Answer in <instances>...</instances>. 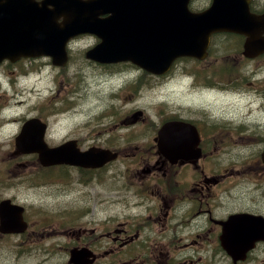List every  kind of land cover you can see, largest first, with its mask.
Wrapping results in <instances>:
<instances>
[{"label":"flooded vegetation","instance_id":"obj_1","mask_svg":"<svg viewBox=\"0 0 264 264\" xmlns=\"http://www.w3.org/2000/svg\"><path fill=\"white\" fill-rule=\"evenodd\" d=\"M43 1L0 0V52L19 50L14 47L19 32L23 31L25 20L35 18ZM239 1L243 12L247 10L256 17L252 28L246 30L252 34L245 30L214 33L207 58H191L193 66L210 65L207 68L211 71L197 73L191 69L188 82L178 80L186 87V101L174 104L168 112L161 107L153 131L144 110L137 121H133V115L140 108L129 110L114 123V127L132 131V135L123 137L119 143L107 134L101 136L104 130L88 133L87 127L81 126L79 119L84 117L85 107L74 109L73 106L82 105L81 98L93 89L94 82L82 79L84 75L75 68V60L61 67L54 65L48 56L0 59V148L3 144L17 148V137L24 124L36 117L40 124H45L38 143L43 140L51 148L71 143L80 151L96 147L118 153L115 161L101 166L43 165L38 153H31L21 164L27 175H31L25 180L36 191L33 194L41 195L42 202L51 204L52 208L38 211V220L29 222L26 231L20 234L23 242L53 245L54 249L42 251L49 253L47 259L63 255L59 264H78L71 259L73 252L87 257L84 264H264V0ZM215 2L190 0L189 8L201 12ZM48 8L62 26L68 18L62 13V2L53 0ZM72 43H66L69 52L74 49ZM232 52H236L234 58ZM32 60L41 63L23 64ZM185 60L188 58L178 59L162 75L152 74L136 64H90L89 67L101 70L109 82L119 79L120 88L115 89V94L110 93L119 98L127 90L137 94L146 86L144 83L148 84L150 93L152 77L172 78L181 67L179 63ZM110 65L120 66L122 70L112 73ZM45 69L50 71L46 82L49 85L44 91L39 88L32 94L20 75L32 72L42 81ZM133 72L139 76L127 78ZM133 81L138 84L132 85ZM202 83L205 87L209 85L208 89L214 93L257 100L258 108L252 110L255 114L221 118L215 127L217 131L211 133L207 108H200L193 98ZM21 106L27 108L17 113ZM21 113H25L23 117H19ZM170 122L178 123L173 132L181 139L174 141L173 147L186 149L179 156L173 147L163 151L159 145V129ZM63 123H75V126H70L63 138L53 136ZM8 136L11 140L5 141ZM238 147L254 150L233 158L230 150ZM24 156L15 158L20 160ZM250 157L256 162L247 161ZM31 168L39 170L32 173ZM113 181L119 182L116 188ZM252 182L255 190L247 193V203L232 205L237 198L229 194L230 188ZM102 187L112 189V199H104ZM49 191L54 196L48 195ZM57 194L64 197L55 198ZM104 201H109L112 209L103 210ZM50 211L54 214L64 211L58 218L60 221L50 224L41 221ZM40 222L45 226H40ZM229 222L232 229L226 237ZM64 227L68 228L63 230ZM40 228L43 230L35 240V230ZM53 228L62 231L45 232ZM227 241L243 243L239 255L225 249Z\"/></svg>","mask_w":264,"mask_h":264},{"label":"water","instance_id":"obj_2","mask_svg":"<svg viewBox=\"0 0 264 264\" xmlns=\"http://www.w3.org/2000/svg\"><path fill=\"white\" fill-rule=\"evenodd\" d=\"M227 0H216L214 5L201 13H193L188 8L189 0H72L71 17L66 21V40L80 32H91L99 35L102 40L87 52V57L101 63L132 61L146 69L163 73L168 71L173 62L182 56L205 57L211 33L217 30H249L256 17L244 19L239 0L226 3ZM226 3V4H225ZM164 4V9H163ZM117 5V8L115 6ZM165 5L167 10H165ZM47 9L40 7L39 15L35 16L36 24L24 33L22 51L28 56L50 54L57 64L65 63L67 54L65 46L57 44L55 24ZM112 12L101 19L100 14ZM255 29V27L253 28ZM249 35L252 32H246ZM255 48V46H253ZM142 112H136L135 120ZM167 123L159 130V145L163 151L171 150L176 133ZM39 125L35 119L26 123L20 142H31L40 136ZM28 131V132H27ZM173 132V133H172ZM24 138V139H23ZM37 143V142H36ZM29 144H26V147ZM179 156L186 149L173 147ZM39 153L44 165L57 163H73L83 166H100L115 159L117 153L103 148H90L80 151L71 143L58 147H48L43 140L35 148L18 146L16 154L22 152ZM196 152L193 151V155ZM25 208L12 202L11 199L0 201V232L22 233L28 224L24 218ZM232 229L231 223L226 224L225 236ZM242 237V235H240ZM229 250L241 251L243 243L224 244ZM72 261L84 264L85 255L74 252Z\"/></svg>","mask_w":264,"mask_h":264},{"label":"rangeland","instance_id":"obj_3","mask_svg":"<svg viewBox=\"0 0 264 264\" xmlns=\"http://www.w3.org/2000/svg\"><path fill=\"white\" fill-rule=\"evenodd\" d=\"M94 38L92 37H85L80 39L77 43H75V62L73 63L75 68L80 69L83 73L82 79H88L93 81L94 84L93 89H91L88 94L84 95L82 100V105L80 106H73L74 109H80L85 107V114L82 119H79L81 126L87 127L88 133L92 131L104 130L105 134L101 135H108V137H113L115 143H119L123 137L132 135L131 129H124L121 126L114 127V123L118 122L129 110L131 109H143L145 110L148 116V125L153 131L154 125L158 124L159 122V115L161 107L165 108V112H168L173 108V105L180 102L186 101L185 94H186V87L182 84L178 83V80H187V68L191 67L190 63L183 62L181 67L178 71L173 74L172 78L167 80H159L158 78L152 77L151 79V91L148 93V84L144 83L143 90L138 92L137 94L131 93L130 90L124 91L121 93L119 98L112 96L110 93H114L115 89L120 88V81L119 79L113 80L111 82L104 80L103 73H100L101 70L98 68H91L89 67L90 64L85 63L84 50L86 47L93 45ZM236 52H232V57L234 58ZM37 63V62H36ZM33 62L25 61V64H36ZM41 63V62H40ZM39 64V63H37ZM130 64V63H128ZM184 64H188V66L184 67ZM210 66V65H209ZM204 68V71H207V67ZM212 66V65H211ZM203 69H201L202 72ZM211 71V68L208 69L207 73ZM49 69H45L42 72V76L44 79L42 81H38L39 75L31 74L29 76L23 77V83L26 84L28 90L31 91L32 94H35L37 90L40 88L44 91V89L49 85L47 84V78L49 77ZM137 72H133L130 75H127V78L138 77ZM209 78V77H207ZM206 83V81H205ZM208 83V81H207ZM132 85L138 84L137 81L131 82ZM6 86V85H4ZM141 86V87H143ZM207 87H201L198 89V92L193 95V98L199 102L200 108L205 107L207 108L208 115L215 118H227L231 116H239L244 117L246 115H254L255 113L252 112L253 109L258 108L257 100L253 99H243L242 97H231L226 96L221 93H214L212 90L210 91L209 85ZM115 94V93H114ZM133 96V97H132ZM132 97V98H131ZM115 100H112V99ZM27 106L18 107L17 113L22 112L25 110ZM239 113V114H238ZM25 113H21L19 117H23ZM32 115L28 116L31 117ZM54 118V117H52ZM220 121L211 119V133L217 131L215 128ZM70 126H75V123H71L65 125H59L56 131L53 132V136L63 138L69 129ZM139 126H137L138 128ZM112 129V131H110ZM7 130H10L7 128ZM108 131V132H107ZM228 134V131L225 132ZM11 136L6 137L5 141H10ZM254 150L253 147H238L233 148L230 150L232 157L234 158L236 155L246 156L250 152ZM13 149L10 144L5 146L3 144L2 148H0V197L5 198L8 196H16L19 201H24L27 203H34L37 201L38 197H41L39 194H33L36 191L31 189V185L25 180L31 175H27V171L25 170V166H22L27 159L30 158L29 155L24 156L22 159L17 160L14 159ZM224 160H226L224 158ZM247 161L255 163V159L250 157ZM121 166V165H120ZM122 167V166H121ZM39 170H34L31 168L29 171L32 173H37ZM115 188L119 185L118 181L112 182ZM103 188V196L104 199H112L113 193L111 192L112 189L102 187ZM255 190L254 182L247 183V185H240L234 184L230 190L229 194L232 197L237 198L235 202H231L232 205L239 206L242 204L247 203V193L249 191ZM89 194L92 195L91 191H87ZM25 193H29L30 196H26ZM33 194V195H32ZM71 196V195H70ZM68 196V198L70 197ZM64 196L57 194L55 198H63ZM47 203V202H45ZM40 202V204H45ZM74 207H76L75 204ZM103 210L105 209H112L109 201L103 202ZM42 208L44 209H51L50 206H33L29 209L28 218L29 221H37L38 220V211ZM64 211H59L57 214H54L53 211H50L46 217H44L41 221L48 222V224L52 223L53 221H60L58 218L62 217V213ZM50 217H54L52 219ZM117 223V222H116ZM115 223V224H116ZM40 226H45L39 223ZM68 227H64L63 230L67 229ZM43 228L35 230V237H39L38 232L42 231ZM53 230L62 231L58 228L53 229H46L45 232H51ZM49 238H45L43 240H47ZM20 238L13 235H3L0 233V264H59L60 260L59 257L63 255L54 256L53 259H47V254L44 253V249H54L53 245H45L40 243H30L27 244L24 242L22 244L23 248H30L32 249L30 254L23 255L22 259L16 261L18 257V250L21 246L18 245ZM47 242V241H44ZM34 244V245H33ZM34 247L36 249H34Z\"/></svg>","mask_w":264,"mask_h":264},{"label":"bare ground","instance_id":"obj_4","mask_svg":"<svg viewBox=\"0 0 264 264\" xmlns=\"http://www.w3.org/2000/svg\"><path fill=\"white\" fill-rule=\"evenodd\" d=\"M67 17H68V16H67ZM211 119H213L214 121H215V119L218 120V121L221 120V118H215V117H212ZM48 195H50V196H54V192H53V191H49V192H48ZM40 202H42V199H41V197H38L36 202H34V203H28L27 206H28L29 209H31V207H33V206H46V205H47V206L52 207L51 204H48V203L40 204Z\"/></svg>","mask_w":264,"mask_h":264}]
</instances>
